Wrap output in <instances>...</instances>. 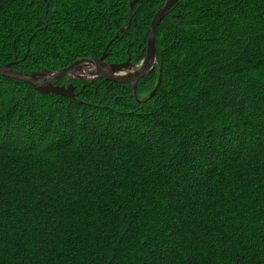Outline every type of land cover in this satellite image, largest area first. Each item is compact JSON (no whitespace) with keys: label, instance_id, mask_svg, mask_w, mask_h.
<instances>
[{"label":"trees","instance_id":"obj_1","mask_svg":"<svg viewBox=\"0 0 264 264\" xmlns=\"http://www.w3.org/2000/svg\"><path fill=\"white\" fill-rule=\"evenodd\" d=\"M132 1L0 0V65H140ZM53 85L0 76V264H264V0L177 2L135 94Z\"/></svg>","mask_w":264,"mask_h":264},{"label":"water","instance_id":"obj_2","mask_svg":"<svg viewBox=\"0 0 264 264\" xmlns=\"http://www.w3.org/2000/svg\"><path fill=\"white\" fill-rule=\"evenodd\" d=\"M140 0H133L130 3L129 7V16L131 19L132 10L134 6ZM180 0H167L165 4L160 8V10L154 16L151 22V33L147 42L145 57L140 63V66L137 70L130 74H119L121 70H126L134 65L130 62H126L123 64H108L105 61L106 53L104 52L100 58H92L85 57L78 59L71 63L69 66L57 70V71H41V72H32V73H23L21 71L15 70L12 67V64L0 65V76L13 78L16 80H20L26 83L33 85L37 90L43 92H52L60 95L70 96L72 90L69 88L63 87H55L53 85L54 82L65 78L67 76L73 78H83L81 71L83 70V65H88L89 69L95 70V74L93 77H87V79L102 77L105 80L111 82H122V83H130L134 85V94L136 91L137 83L140 79L150 75L154 69L156 64V34L159 25L167 16L170 9ZM159 88V85L155 88V90L150 95L151 97Z\"/></svg>","mask_w":264,"mask_h":264},{"label":"bare ground","instance_id":"obj_3","mask_svg":"<svg viewBox=\"0 0 264 264\" xmlns=\"http://www.w3.org/2000/svg\"><path fill=\"white\" fill-rule=\"evenodd\" d=\"M95 74V70L89 69L88 65H83V70L81 71L82 76L84 77H91Z\"/></svg>","mask_w":264,"mask_h":264},{"label":"rangeland","instance_id":"obj_4","mask_svg":"<svg viewBox=\"0 0 264 264\" xmlns=\"http://www.w3.org/2000/svg\"><path fill=\"white\" fill-rule=\"evenodd\" d=\"M140 65H134L133 67L129 68V69H126V70H121L119 72V74H123V75H126V74H130V73H133L135 70H137L139 68ZM93 77V76H92ZM83 78H86L87 77H84Z\"/></svg>","mask_w":264,"mask_h":264},{"label":"flooded vegetation","instance_id":"obj_5","mask_svg":"<svg viewBox=\"0 0 264 264\" xmlns=\"http://www.w3.org/2000/svg\"><path fill=\"white\" fill-rule=\"evenodd\" d=\"M86 79V78H85Z\"/></svg>","mask_w":264,"mask_h":264}]
</instances>
